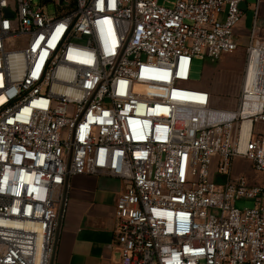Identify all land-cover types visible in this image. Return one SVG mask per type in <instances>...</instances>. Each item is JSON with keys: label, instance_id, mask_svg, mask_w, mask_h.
<instances>
[{"label": "built area", "instance_id": "2783aa9c", "mask_svg": "<svg viewBox=\"0 0 264 264\" xmlns=\"http://www.w3.org/2000/svg\"><path fill=\"white\" fill-rule=\"evenodd\" d=\"M56 1L0 0V264H56L80 176L124 184L120 264H264V184L234 176L264 175L256 19L236 109L183 87L238 51L246 0Z\"/></svg>", "mask_w": 264, "mask_h": 264}, {"label": "crops", "instance_id": "0c3cea01", "mask_svg": "<svg viewBox=\"0 0 264 264\" xmlns=\"http://www.w3.org/2000/svg\"><path fill=\"white\" fill-rule=\"evenodd\" d=\"M242 8L245 14L249 8L254 9L250 29L255 19L260 29L264 26V0H258L254 7L246 0ZM246 25L247 14L237 31L241 40L250 31L245 29ZM124 188L121 181L109 177L80 176L72 179L70 207L62 229L56 264H120V252L114 238V214Z\"/></svg>", "mask_w": 264, "mask_h": 264}, {"label": "rangeland", "instance_id": "374dc122", "mask_svg": "<svg viewBox=\"0 0 264 264\" xmlns=\"http://www.w3.org/2000/svg\"><path fill=\"white\" fill-rule=\"evenodd\" d=\"M62 1V0H61ZM74 1V0H67ZM176 0H160L159 4L167 8H172ZM258 0H247L248 5L256 6ZM42 0H34L36 6L40 5ZM59 1L47 4L48 13L53 16L56 13ZM247 27L249 30L254 17V9L247 11ZM260 37L264 40V26L260 29ZM242 39V38H241ZM247 37L240 42L238 51L232 55L224 56L220 61L211 62L208 59H195L192 68L191 82L184 85L187 89H206L213 97L212 107L217 109L234 110L237 108L241 96L243 85L244 65L246 60ZM234 165V176H244L251 182L259 185L264 184V175L256 173L252 165L244 160L237 159ZM213 181L222 182V178L217 175V168L212 167ZM237 208L244 210L253 207L250 201H238Z\"/></svg>", "mask_w": 264, "mask_h": 264}, {"label": "trees", "instance_id": "16d2710c", "mask_svg": "<svg viewBox=\"0 0 264 264\" xmlns=\"http://www.w3.org/2000/svg\"><path fill=\"white\" fill-rule=\"evenodd\" d=\"M54 0H46V4L53 3ZM74 8V1L71 2L70 7L63 9L64 12L72 10Z\"/></svg>", "mask_w": 264, "mask_h": 264}, {"label": "bare ground", "instance_id": "6f19581e", "mask_svg": "<svg viewBox=\"0 0 264 264\" xmlns=\"http://www.w3.org/2000/svg\"><path fill=\"white\" fill-rule=\"evenodd\" d=\"M249 125H250V123H247V124H246V128H247V129H249Z\"/></svg>", "mask_w": 264, "mask_h": 264}, {"label": "water", "instance_id": "95a60500", "mask_svg": "<svg viewBox=\"0 0 264 264\" xmlns=\"http://www.w3.org/2000/svg\"><path fill=\"white\" fill-rule=\"evenodd\" d=\"M7 15L9 16V13H7Z\"/></svg>", "mask_w": 264, "mask_h": 264}]
</instances>
